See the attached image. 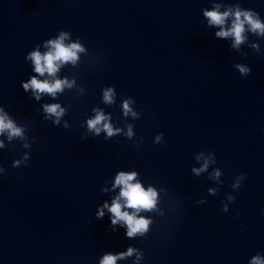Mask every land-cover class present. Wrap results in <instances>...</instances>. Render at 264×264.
<instances>
[{"label":"water","instance_id":"1","mask_svg":"<svg viewBox=\"0 0 264 264\" xmlns=\"http://www.w3.org/2000/svg\"><path fill=\"white\" fill-rule=\"evenodd\" d=\"M214 3H238L264 22V0H0V107L26 137L0 136V264H99L129 246L143 252L140 264H248L264 256V55L248 46L258 43L264 53V37L249 34L239 52L231 48L232 38H217L219 28L203 16ZM60 31L87 54L56 74L74 79L71 89L37 101L21 82L52 78L25 57L37 45L47 51L44 42ZM236 63L250 74L241 76ZM109 86L113 105L103 102ZM127 97L139 119L122 115ZM51 103L66 109L59 125L44 118L42 106ZM94 108L121 133L88 132ZM158 133L163 143H153ZM208 151L216 164L196 176ZM25 153L27 164L13 168ZM213 168L222 171L219 181L209 179ZM120 171L137 172L145 189L158 191L162 215L139 214L153 220L144 237L128 239L120 225L112 231L107 209L96 218L119 194L112 185ZM228 194L235 201L223 212Z\"/></svg>","mask_w":264,"mask_h":264},{"label":"clouds","instance_id":"2","mask_svg":"<svg viewBox=\"0 0 264 264\" xmlns=\"http://www.w3.org/2000/svg\"><path fill=\"white\" fill-rule=\"evenodd\" d=\"M224 8L221 11V8ZM203 16L207 18V25L212 27H218L219 31L215 33V36L220 39L232 38L231 48L240 51L241 45L247 44L248 35L253 34L256 37H264V22L261 21L259 14L250 9H243L240 5H227L214 3L212 10H203ZM69 32L60 31L59 35L55 39H48L44 42V47L48 50L41 53L39 45L36 50L27 53L25 59L31 60L34 65L33 71L39 76H44L46 73L52 79H37L36 75L31 76L25 82H21V87L25 92L32 91L34 98L39 101L42 94H47L52 98H56L58 93H62L66 88L71 89L75 80L69 79H57L56 74L61 66L71 64L75 66L79 60V54H87V49L80 42L79 39L76 42L65 43L69 38ZM257 54L261 53L260 45L258 43H252L248 45ZM242 55H246L243 54ZM234 68L238 70L241 76H247L250 74L251 69L244 64L236 63ZM103 102L108 105H113L116 102V91L114 87H106L103 91ZM135 100L132 97H127L123 100L121 108L122 115L124 117L131 116L133 119H139L140 113L134 110L133 105ZM43 112L46 114L45 119H52L53 125H59L61 118L66 115V109L61 107L59 103L44 104ZM95 115L93 118L87 120V131L93 135L98 136L101 131L106 133V138L113 137L121 133L120 128H114L110 123L111 116L105 115L103 110L94 108ZM64 128H68L67 122L63 124ZM127 132L124 135L128 139H132L134 136V125H126ZM0 136H6L7 141L11 143L14 140L26 141L25 128L18 126L9 113L0 107ZM83 139V138H82ZM35 142V140L33 141ZM31 142V143H33ZM31 143L25 142L21 146L23 148L30 149ZM153 143H163V133H158L153 140ZM5 143L0 140V149L5 148ZM204 151L199 152L196 159L199 160L204 157ZM208 156L204 158V163L200 168H193L192 172L199 176L202 172H207L210 164H216L215 155L208 151ZM29 160V154L25 153L20 159L14 160L12 163L13 168H17L21 165H26ZM5 169L0 167V174H3ZM137 172H125L120 171L112 185L113 188L119 187V194L112 199L111 205L105 202L101 207L96 210V218L102 219L104 216V210L111 214L110 227L112 231H116V226L120 225L126 229L125 236L128 239H135L137 237H144L151 228L153 220L150 217L139 215L141 212L157 213L162 215L158 211V204L160 203L158 198V191L148 186L145 189L141 182L137 179ZM222 171L219 168H213L209 179L220 180ZM245 179V174L241 173L236 176L231 184L233 190L239 189L242 182ZM223 182L221 181V184ZM160 191H164L161 189ZM208 193L216 195L218 189L209 188ZM227 202L222 201L221 211L228 212L229 204L235 201V197L228 194ZM198 204L206 203L205 200H198ZM264 215V211H262ZM135 256L133 264H140L143 259V252L135 247L129 246L127 251H120L117 254L111 252L103 255L99 264H117L118 260H124L129 257ZM248 264H264V256L257 253L252 256Z\"/></svg>","mask_w":264,"mask_h":264}]
</instances>
